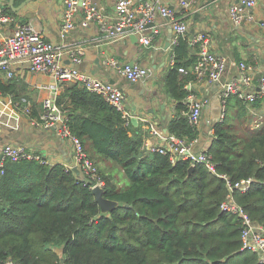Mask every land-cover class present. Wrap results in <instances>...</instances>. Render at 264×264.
I'll list each match as a JSON object with an SVG mask.
<instances>
[{
    "label": "trees",
    "instance_id": "trees-1",
    "mask_svg": "<svg viewBox=\"0 0 264 264\" xmlns=\"http://www.w3.org/2000/svg\"><path fill=\"white\" fill-rule=\"evenodd\" d=\"M197 50L181 36L165 80L177 101L167 132L186 140L200 132L186 116L185 84L193 75L178 67L192 64ZM66 83L58 102H65L71 130L105 180L103 196L118 205L102 213L89 183L64 164L6 159L0 167V264L7 258L17 264H264L257 251L242 248L239 217L220 208L228 187L217 173L232 182L251 178L247 191L233 190L234 198L264 229V124L237 129L243 100L237 97V112L229 104L214 125L208 151L217 173L202 163L189 171L188 160L173 163L143 146V122L126 124L100 94ZM11 89L0 83L1 92Z\"/></svg>",
    "mask_w": 264,
    "mask_h": 264
},
{
    "label": "crops",
    "instance_id": "crops-1",
    "mask_svg": "<svg viewBox=\"0 0 264 264\" xmlns=\"http://www.w3.org/2000/svg\"><path fill=\"white\" fill-rule=\"evenodd\" d=\"M22 1L0 0V4L7 6V10L14 17V22L0 29V41L15 24L30 23L46 39L63 47L65 50L63 60L66 64L72 63L66 50L82 46L83 59L77 67L121 87L127 107L137 117V124L144 117L157 124L163 132H167L166 124L175 114L177 104V101L165 91L166 75L172 66L174 45L177 42H174L175 32L168 18L159 13L155 14L145 30L146 34L152 35L151 44L144 45L135 34L108 39L95 22L82 26L80 21L83 12L79 10L77 27L62 38L59 29L64 8L63 0H27L20 8L13 9V6H19ZM92 1L107 20L114 19L115 0ZM149 1L156 5L167 4L176 9V15L188 26L182 37L186 38L191 46L194 47L192 38L203 33L209 38L210 49L227 59L219 80H196L193 77L189 80L191 82L189 94L194 98L207 100L202 108L199 142L195 145V150L207 149L213 139L214 125L221 120L219 98L221 84L239 76V62L244 61L253 66L254 77L248 89L250 91L258 89L257 76L264 72V0H256V3L247 9V17L240 24L233 22L229 11L230 5L238 0H195L189 9L179 8L177 0ZM107 57L120 62H137L149 67L150 74L134 82L127 80L103 63V59ZM66 82L59 83L49 74L33 73L22 65L16 66L11 78L0 72V83L12 84L11 91H0V108H3L4 112L0 119V154L3 144L12 142L24 145L27 150L38 154L49 164L67 165L73 162L72 146L59 137L55 130L32 124L26 114L22 115L19 125L16 126L15 120L10 116L15 110L21 112V106L14 103H22L25 99L31 103V116L37 119L42 108V100L51 94L54 87L56 92L63 96ZM9 95H12L13 103L8 101ZM236 98V95L231 94L227 99L226 107L231 105L230 112L238 110ZM187 101L189 104V99ZM240 112H245L243 119L250 120L251 117L250 122L255 127L264 124V96L254 102H245ZM151 138L154 143L162 141L159 136Z\"/></svg>",
    "mask_w": 264,
    "mask_h": 264
},
{
    "label": "built area",
    "instance_id": "built-area-1",
    "mask_svg": "<svg viewBox=\"0 0 264 264\" xmlns=\"http://www.w3.org/2000/svg\"><path fill=\"white\" fill-rule=\"evenodd\" d=\"M195 0H177L179 8L189 9ZM64 8L60 24V36L66 35L77 27V15L79 10L83 12L80 21L82 26L95 22L101 33L108 39H116L128 34H135L138 40L144 45H150L151 34L145 30L156 13L168 18L172 29L175 32L176 42L188 30L187 23L176 15V9L167 4L156 5L149 0H115V17L112 21L106 19L99 7L92 0H63ZM256 3V0H238L229 7L230 15L235 24H240L246 17V11ZM14 22V17L7 10V6L0 4V29ZM191 42L198 45L196 60L190 68L179 66L181 73L193 75V79L219 80L226 67L227 59L224 55L216 53L209 47V38L200 33L193 37ZM72 63L66 64L63 60L65 50L61 45L52 42L36 30L30 23L15 24L12 30L3 36L0 41V72L11 78L18 65L27 67L33 73H45L52 76L57 82H77L89 91L100 94L109 104L118 110L126 124L131 123V117L135 116L127 107L125 95L121 87L102 79L92 73L81 70L77 65L83 59V47L76 46L66 50ZM103 63L124 76L127 80L137 81L150 74V68L141 64L120 62L119 60L107 57ZM174 63V58L171 64ZM239 76L224 81L221 84L219 98L221 102V120L225 114L227 99L231 94L236 95L245 102H254L264 96V72L257 76L258 89L250 91V84L253 80V66L247 62H239ZM185 87L190 90L191 82L188 81ZM10 103H13L12 95H9ZM188 110L186 116L190 125L199 128L202 118V108L206 99L194 98L188 94ZM21 106V112L14 111L11 118L15 120L16 126L23 114L29 116V121L41 128L55 130L57 135L66 140L72 146L73 162L65 165L67 169L76 167L80 176L89 183L90 187L101 186L105 180L101 176L98 166L91 158L85 146L70 128L68 109L65 103L58 102V93L55 90L42 100V108L37 119L31 114V103L28 100L14 103ZM0 108V119L3 114ZM7 122V121H6ZM148 135L143 141V146L153 151H159L169 156L171 162L177 159L188 160L190 165L202 163L213 173H217L211 154L207 149L195 150L199 142V135L190 140L163 132L161 128L146 118H141ZM152 136H159L160 143H154ZM20 158H35L39 162L48 163L38 154H33L19 143L7 142L3 144L0 154V167L4 160H18ZM49 164V163H48ZM225 179L228 191L225 199L220 203V208L235 213L241 224L242 248L252 249L260 254V260L264 263V229L252 221L243 207L235 201L233 190L239 188L247 191L251 184V178L232 182L226 173H217ZM5 264H17L13 259L7 258ZM62 264H68L63 262Z\"/></svg>",
    "mask_w": 264,
    "mask_h": 264
},
{
    "label": "water",
    "instance_id": "water-1",
    "mask_svg": "<svg viewBox=\"0 0 264 264\" xmlns=\"http://www.w3.org/2000/svg\"><path fill=\"white\" fill-rule=\"evenodd\" d=\"M26 1L27 0H23L22 3L19 6H17V7L13 6V9L20 8L21 6H23L26 3ZM10 5H12V1H10ZM131 122L133 124H137V122H138L137 117L136 116L131 117ZM164 130H166V129H164ZM192 168H193V165H191L189 167V171H191ZM73 170H75L76 172L78 171V169L76 167H73ZM103 191H104V189L101 186H93L92 187V192H93V194L95 196V200L98 202V204L100 206L101 212L102 213H106L111 208L117 206L118 205V201L104 197L103 196Z\"/></svg>",
    "mask_w": 264,
    "mask_h": 264
},
{
    "label": "rangeland",
    "instance_id": "rangeland-1",
    "mask_svg": "<svg viewBox=\"0 0 264 264\" xmlns=\"http://www.w3.org/2000/svg\"><path fill=\"white\" fill-rule=\"evenodd\" d=\"M250 121H251V117L250 120L248 118H244V119L242 118L240 122H237V129L241 131L243 128L253 127L254 125ZM100 164L101 163L99 162V165ZM116 169H117L116 166H113L112 170H116ZM118 174L120 179H124V175L122 173L118 171Z\"/></svg>",
    "mask_w": 264,
    "mask_h": 264
}]
</instances>
